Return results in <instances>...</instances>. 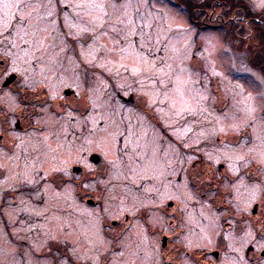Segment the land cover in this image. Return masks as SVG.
Here are the masks:
<instances>
[{
    "label": "rangeland",
    "instance_id": "1",
    "mask_svg": "<svg viewBox=\"0 0 264 264\" xmlns=\"http://www.w3.org/2000/svg\"><path fill=\"white\" fill-rule=\"evenodd\" d=\"M202 1L62 0L61 5H72L65 18L72 38L68 39L59 27L56 0H30L36 10L32 11L28 35L23 39L43 38L44 45H35L40 50L34 52L31 42L24 44L13 32L8 40L19 47L5 42L0 44V53L7 49L13 57H19L17 67L28 65L32 71L37 67L46 71L41 79L50 85L55 97L64 88L73 87L80 93L88 86L89 97L95 101L91 103L93 117L89 124L69 110L59 115L53 111L55 104H49L50 110L45 109L40 119L44 133L30 136V143L20 144L15 163L10 164L0 152V165L9 169L0 167V206L6 204L1 201L10 189L35 187L56 168L68 172L77 157L84 162L83 153L102 151L112 163L108 180H101L106 192L100 206L91 209L76 199L74 189L59 191L58 186L46 184L41 192L22 194L20 207L8 211L10 222H5V215L0 213V264H168L169 257L183 256L184 263L195 264L197 255L190 253V257L185 250L179 255L176 249L170 250L171 243L191 252L203 246L215 248L219 216L214 204L198 199L199 189L195 186L200 183L193 182L192 187L189 174L205 181L206 191L213 198L218 182L215 170L220 162H227L232 174L244 169L252 158L264 165V41L260 38L264 8L259 6L260 0H248L253 9L250 15L258 21L249 22L243 47L229 39L233 35L229 27L201 30L199 10L214 3ZM101 4L103 8L98 6ZM6 11L0 9V16ZM197 17L201 18L199 26ZM118 19L124 22L118 23ZM38 29L43 31L34 37ZM132 30L136 35H131ZM210 34L217 37L218 49L210 45ZM138 53L163 68L167 76L145 71L132 75L133 67H144ZM232 69L245 71L248 76L233 77ZM183 74L190 77L182 90ZM117 89L126 96L129 92L146 93L154 104V125L133 105L122 107ZM220 105L225 106L223 112L217 109ZM249 106L255 108L254 113L247 111ZM109 117L120 123L124 143L119 142L111 151L87 144L93 123L103 126L101 121L106 124ZM162 128L169 129L174 137L162 133ZM248 128L255 136L253 148H233L235 136ZM82 148L87 151L81 152ZM200 153L206 157L199 175L193 173L198 169L192 164L200 160ZM145 174L160 179L142 180ZM223 186L229 187L227 182ZM153 188L159 193L147 191ZM235 190L241 196V201L235 203L245 211L264 193L261 185H248L244 180ZM160 194L165 196L163 201ZM142 209L152 213L149 230L142 219H137L129 231L110 226L103 229L102 213L117 220L123 219L126 212L135 215ZM206 227L211 232L205 236ZM251 237L248 235L247 241ZM246 244L238 252L228 248L223 264H244Z\"/></svg>",
    "mask_w": 264,
    "mask_h": 264
},
{
    "label": "flooded vegetation",
    "instance_id": "2",
    "mask_svg": "<svg viewBox=\"0 0 264 264\" xmlns=\"http://www.w3.org/2000/svg\"><path fill=\"white\" fill-rule=\"evenodd\" d=\"M61 1L62 0H56L59 27L62 28L64 35L68 37V39H72L71 37L69 38V33L67 32L65 23L67 17H69V14L71 13L72 5L66 2L65 4L61 5ZM201 2L203 1L201 0ZM211 6L201 10L198 9L201 12V17L203 19L201 30H206L212 27L215 30H223L229 27L230 31H232L231 34H233L232 39H229L232 40L233 43L237 42L238 45L240 44L244 47L246 41L243 39V37L248 34L246 31L249 30V22L258 21L256 18L250 15L253 9L250 6L249 1L214 0L213 7ZM200 20L201 18L197 17L196 25L200 24ZM207 21L212 23H208ZM262 30L263 32L260 38H262L264 41V28ZM250 35L253 34L249 33V36ZM228 51L232 52L233 50ZM200 67L203 68V66ZM19 68V73H15L8 78L7 87H4L3 83H0V152L5 153V159H8L10 164L16 162L17 154L20 151V144L23 141H28L30 143L32 140L29 139L30 136H36L44 133V125L40 122V119L43 117L45 109L50 110L49 104H55L56 108L53 110L55 113L60 115L69 110L70 112L76 114L79 118L87 120L89 124L93 117V105L88 99L90 96V90L88 86H84L80 93L73 89V87H67L61 91L60 96L55 97L51 91L50 85L41 79L44 78L46 71L43 73L39 67L32 71V67L28 65L19 66ZM50 73V71L47 72V74ZM86 74L88 77L91 75L89 72ZM41 75L44 76L42 77ZM231 75L236 78L244 79L246 76H248V73L242 70L237 72L232 69ZM174 84L175 81L172 85V88L174 87ZM116 93L117 99L122 107H129L133 105L135 109L147 115L148 119L154 125V104H151L149 101L150 97L146 93H142L141 91H138V93L129 92V95L126 96L118 89L116 90ZM68 101L75 102L69 106L66 104ZM81 102L83 104H89L87 111L83 110ZM224 107L220 105L217 106V109L220 110V112H223ZM104 123L105 122L102 120L101 125H104ZM72 132L75 133L76 131ZM161 132L167 134L169 137H174L170 133L169 129L162 128ZM125 140L126 139H124V137L123 139L120 138V142L122 143H124ZM173 140H175V138ZM233 142L234 143L231 145L235 149H239L241 147L250 149L253 148L255 144L253 130L248 128L245 131H239ZM180 147L183 149L182 144ZM83 157L85 159L84 162L80 161V163H74L69 168L67 176L65 177V180L68 181L67 183L59 185L57 183H53L52 181L55 180L57 176V174L54 172L47 178H41L35 187L23 186L16 189H10L7 193H5L6 195L1 202L5 201L6 204L0 206V213L5 215V222H10L8 211L18 206L20 207L21 204L18 205V203L21 202V196L23 193L28 191L41 192L44 189V185L46 184L52 185L54 188H57L58 186L59 191H64L66 188L74 189L73 193L76 199H78L82 205H87L91 209L96 206H100L103 202L106 192V188L104 187L102 181L108 180L110 173L109 169L111 166L109 165L108 160L105 159L104 153L102 151L94 150L88 154L83 153ZM199 157L200 160H194L192 166H194L196 170L198 169L193 173L200 175L202 173V169H204L203 163L205 161L206 154L200 153ZM253 159L254 158H252V160L244 169L240 170L236 174H232L231 171L228 170L230 167L227 162H220L219 166H217L218 170H215V178L216 181L218 179V182H216V193L213 195V198L212 195L206 191L208 188L207 185L204 184L205 181L202 183V181L200 182V179L194 177L192 174H189L193 179L190 181L192 187L194 186L193 182L197 185L200 183L198 187L195 186L199 189L196 193L198 194V199L206 203L210 202L214 204L215 213H217L219 216V230L215 236V248L208 249L207 247L203 246L196 248L193 250V252H191L186 250L185 246H177L174 242H172L171 247H173V249L170 248V250L176 249L175 251L179 255L182 250H185L190 257H193V254L197 255L194 257L196 258L194 261L195 264L197 260H199L201 264H223L226 256L225 254L228 249L227 246L234 244L241 247V244L245 242V239L247 241L248 235H246V233H250L252 234V237L248 239L250 243L246 244L243 253L245 260H248L249 264H252V259H255L256 257H264V252L260 251L262 241L261 234L258 231L259 226L256 223V221L261 217V214L264 213V193L260 195L259 199H256L252 202L249 211H245V208L242 207V205L235 203V201H241V196H238L235 187L242 180H244L248 185H261L262 190L264 191V171H261V169L264 168V165L261 166L259 163L256 164ZM0 167H2L5 171H9L6 166L0 165ZM88 169H92L94 171L89 172ZM86 175L88 177L86 181L88 187L83 188L81 187L80 181ZM224 182L228 183V188H224ZM94 184L96 185L93 187ZM92 187L93 189H91ZM141 187L143 188L144 186ZM100 192H103V194ZM172 203L173 205L175 204L174 202ZM151 214L152 213L150 210L142 209L135 215H131L130 213L126 212L123 219L116 220L110 218L107 214L102 213V219L105 220L106 223H102L103 229H106L108 226L114 227L115 229L123 227L127 228V231H129L137 219H142L143 222L147 223L146 227L149 230L151 227L149 224V218H151ZM172 225H174V223ZM212 230L214 231L215 229ZM203 232L206 236V234L210 235L211 231L207 230L206 227L205 231L203 230ZM128 233L129 232L126 234ZM190 253H192V255ZM188 255L186 258H188ZM212 256L213 258H211ZM184 257L185 256L182 258L169 257L172 263L170 262L168 264H187L184 263Z\"/></svg>",
    "mask_w": 264,
    "mask_h": 264
},
{
    "label": "snow or ice",
    "instance_id": "3",
    "mask_svg": "<svg viewBox=\"0 0 264 264\" xmlns=\"http://www.w3.org/2000/svg\"><path fill=\"white\" fill-rule=\"evenodd\" d=\"M98 6L101 8L104 7L103 4ZM259 6L264 8V0H260ZM113 7H116V5L114 4ZM0 9L7 10L2 16H0V26H2L4 29V31L0 32V44H4L5 42H8L11 44L12 47H19V45L12 43L11 41L8 40V37L11 36L13 32H15L16 38L18 40H22L24 44H28L31 42L34 46V52H38L40 48L35 47V45L39 44L40 46H43L44 45L43 38L33 39L31 41L23 39V36L28 35L26 29L31 21L32 11L36 10L33 4L30 2V0H0ZM49 15H51V13H49ZM117 22L122 23L124 21L118 19ZM113 30L115 31V28ZM41 31L43 30L38 29L36 32L33 33V36L34 37L38 36ZM5 33H7V35H5ZM131 35L133 36L136 35V32L132 30ZM125 38L127 39L128 37ZM131 43L132 42L130 41V44ZM138 55L140 56V63L144 67L143 69L139 67H133L131 69L132 75L135 76L141 71H145V72H151L153 75H156V73H162L164 76H167V72H165L163 68L158 67L155 63H152L149 60L145 59L143 53H138ZM18 59L20 58L13 57L7 49H5L3 53H0V83H3L4 87H7L8 78L10 76L20 72V68L17 67ZM25 62L27 63V61ZM122 67H125V69L127 70V66L122 65ZM168 67L170 68L171 66L169 65ZM159 82L162 84L164 83L163 80H159ZM88 99L94 105L95 101H93L91 97H89ZM261 100L262 102H264V95H262ZM74 102L75 101H68L66 102V104L70 106ZM81 106L84 111H87L89 108V104H82ZM261 111H264V103H262ZM249 112L254 113L255 108H250ZM252 118L254 119L255 117L253 116ZM108 119L109 122L100 127H97L95 122L93 123L92 128H90L88 132V138L86 140L87 144H95L98 147L103 146L108 151H111L120 142V138H122L125 135V132L121 131L120 123H118L111 117H109ZM262 119H264V117H262ZM233 127L236 128L238 126L234 125ZM80 151L84 152L87 151V149L82 148L80 149ZM241 159H243V157H241ZM76 162L80 163L79 157L76 158ZM109 163L112 162L110 161ZM54 171L57 174V176L56 179L52 181L53 183H57L59 185L68 182L67 180H65V177L67 176V169L56 168L54 169ZM88 171L92 172L94 170L88 169ZM261 171H264V168H262ZM160 175L163 176V173H161ZM140 178L142 180H148V181L160 179V177L158 176H148L147 174L141 176ZM25 179H27V177H25ZM87 179H88L87 175L83 179H81L80 181L81 187L83 188L88 187V184L86 182ZM147 191H155L159 193V189H155V188L148 189ZM160 199L161 201H163L165 199V196L163 194H160ZM134 212H135V208H134ZM256 223L259 226L258 231L261 234L262 242H261L260 251L264 252V213L261 214V217L256 221ZM246 235H251V234L246 233ZM246 243H250V241H245L243 244H241L240 249L233 248L231 245H228L227 247L231 251L238 252L243 249L244 244ZM196 264H201V262L197 260ZM231 264H237V261H232ZM244 264H249V261L245 260ZM252 264H264V257H256L255 259H252Z\"/></svg>",
    "mask_w": 264,
    "mask_h": 264
},
{
    "label": "bare ground",
    "instance_id": "4",
    "mask_svg": "<svg viewBox=\"0 0 264 264\" xmlns=\"http://www.w3.org/2000/svg\"><path fill=\"white\" fill-rule=\"evenodd\" d=\"M209 43H210V45L215 49V48H217L218 49V43H217V37H214V35H209ZM188 77H190L189 75L187 76L186 74H183L182 76H181V78H180V89H185L186 88V86H187V83H188V81H189V78ZM182 89V90H183ZM252 106L254 105V101H253V99H252ZM252 106H249L250 108H252ZM250 108H247V111L250 109ZM66 193H68V192H66ZM128 235V234H127Z\"/></svg>",
    "mask_w": 264,
    "mask_h": 264
}]
</instances>
